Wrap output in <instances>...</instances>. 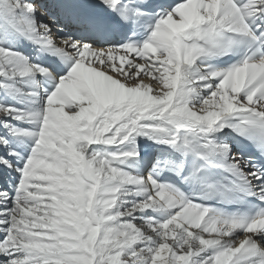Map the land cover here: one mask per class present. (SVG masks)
<instances>
[{"label": "snow or ice", "instance_id": "snow-or-ice-1", "mask_svg": "<svg viewBox=\"0 0 264 264\" xmlns=\"http://www.w3.org/2000/svg\"><path fill=\"white\" fill-rule=\"evenodd\" d=\"M0 264H264V0H0Z\"/></svg>", "mask_w": 264, "mask_h": 264}, {"label": "bare ground", "instance_id": "bare-ground-1", "mask_svg": "<svg viewBox=\"0 0 264 264\" xmlns=\"http://www.w3.org/2000/svg\"><path fill=\"white\" fill-rule=\"evenodd\" d=\"M40 3H47L48 0H39Z\"/></svg>", "mask_w": 264, "mask_h": 264}]
</instances>
